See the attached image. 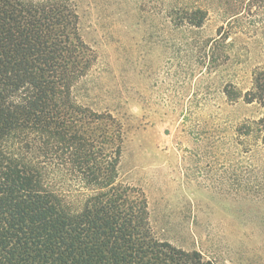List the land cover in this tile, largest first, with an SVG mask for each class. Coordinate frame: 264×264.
<instances>
[{"label": "trees", "instance_id": "16d2710c", "mask_svg": "<svg viewBox=\"0 0 264 264\" xmlns=\"http://www.w3.org/2000/svg\"><path fill=\"white\" fill-rule=\"evenodd\" d=\"M214 5L141 0L138 11L196 36ZM78 11L76 0H0V264H218L161 239L145 193L120 180L127 130L81 96L97 56ZM223 11L229 22L241 17ZM223 30L191 39L196 62L210 72L230 61ZM222 93L240 98L232 84ZM244 99L264 109V67ZM198 125L190 130L202 140ZM237 132L264 150V119Z\"/></svg>", "mask_w": 264, "mask_h": 264}, {"label": "rangeland", "instance_id": "374dc122", "mask_svg": "<svg viewBox=\"0 0 264 264\" xmlns=\"http://www.w3.org/2000/svg\"><path fill=\"white\" fill-rule=\"evenodd\" d=\"M140 1L76 0L97 56L81 96L127 130L120 180L145 193L161 239L218 264H264V150L237 132L264 119V109L244 99L264 67L260 0L222 7L213 0L198 35L215 38L222 27L230 34V61L215 72L196 62L191 39L198 35L163 25L162 16L151 24ZM223 10L241 17L229 22ZM227 83L236 101L223 95ZM198 124L202 140L190 130Z\"/></svg>", "mask_w": 264, "mask_h": 264}]
</instances>
